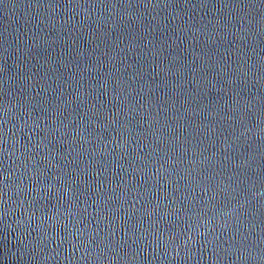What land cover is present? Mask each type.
<instances>
[{"label":"water","instance_id":"1","mask_svg":"<svg viewBox=\"0 0 264 264\" xmlns=\"http://www.w3.org/2000/svg\"><path fill=\"white\" fill-rule=\"evenodd\" d=\"M0 264H264V0H0Z\"/></svg>","mask_w":264,"mask_h":264}]
</instances>
